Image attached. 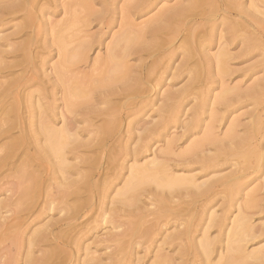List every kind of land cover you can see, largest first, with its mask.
<instances>
[{
	"label": "rangeland",
	"instance_id": "obj_1",
	"mask_svg": "<svg viewBox=\"0 0 264 264\" xmlns=\"http://www.w3.org/2000/svg\"><path fill=\"white\" fill-rule=\"evenodd\" d=\"M174 1L176 0H164L157 5H153L148 12L140 16H135L133 23L139 24L144 20L152 19L163 5L167 7L173 4ZM198 1L201 3L200 6L196 7L198 9L206 8V11H209L213 8L210 0ZM121 3V0H101L100 2L94 0L92 9H100L103 7L113 8L114 6L121 5ZM236 7L251 9V2L250 0H242V5L237 4ZM196 8L194 9L196 10ZM214 10L211 13L212 21L210 26H201L197 29L199 30V40H195L196 44L191 42L188 35H185L187 33L186 31L175 34L177 36H174V34L173 36L171 34L167 35L163 32L161 36L153 40H149V37L144 38L133 31L135 39L131 45L137 46L141 44L144 52L141 53L142 57L140 59L135 55L126 57L125 60L130 66L127 73L131 77L139 78L142 74L140 72V65L146 63V65L150 66L146 70H150L149 73H152L150 77H153L149 85L154 84L152 85V89L147 91L146 94H149V100H155V103L147 100L146 105L144 103L142 104V118L145 124L140 121L139 126H141V129L134 130L138 136L142 132L145 133V130L142 128L147 127L153 129V133L155 134H151L150 137L152 138H149L147 143H145L146 141L137 140L136 137L134 139L123 138L119 142L113 143L112 146L111 142H108L107 146L105 148L101 147L100 150V147L97 148L98 146H95V144L108 140L106 139L107 137L105 139L103 138L104 135H108L106 134L107 129L104 128V125L108 123L105 120L111 118L108 116L109 118L106 117L108 119L104 120L102 116L97 120H93L96 121V124L100 125L102 123V129L100 128L99 132L89 133L88 136L85 134L78 135L76 140H80L86 144L81 146L82 148L79 147L77 151L71 152L69 149L73 146V142L66 140V142H71L68 147L61 148V152H64V154H60L59 157L57 154H54L55 152L52 153L50 149L44 146V140L41 136H38L37 141L27 136V139L30 140L28 142V156H26V152L22 153L19 158L12 162L15 167L11 163L9 164L10 167L8 164L2 166L5 168L0 169L2 171L0 172V200L1 198L11 197L8 195H11L12 191L14 192L15 187L16 191L18 186L22 190L24 189L23 192L20 191L21 189L18 190L20 193H24V191L26 193L27 190L30 191H27L26 194L24 193L25 196L23 197H27L26 199L23 198L24 200L20 199L21 203H18L19 201L16 197L18 204L15 203L16 198H13L16 194H13L14 196L11 199H14L13 204L15 203V205L10 207L17 206V209L15 207L12 211L9 207L1 210V212L3 211L8 214L10 212L8 209H11L14 212V214L11 212V216L5 215V213L2 214L8 217L19 216V220L21 221L19 229L13 233V235L15 234L14 240L17 241L18 245L20 244L19 249L17 245V249L19 253L21 252L20 255L22 256L20 257L17 252L19 257L18 259L16 258V264H24L23 258L26 255L25 252L28 250L26 243L28 237L30 239L31 236L33 237L32 234L40 232L41 230L39 229L45 231L51 229L50 231L47 230L44 234L42 232L39 233L41 237H49L46 239L42 238L45 240L43 244L42 239H40L34 243L33 247L31 245L32 248L30 247L31 250L33 249L34 258L38 259L39 264H58L59 261H61V264L63 262H65L64 264H82L83 262H86L85 264H111L112 261L107 258L106 253L115 248V242L113 241V243L110 240V234L114 232H129L131 230L130 227H134L135 225H140L138 233L140 234L141 232V234L135 239H138L137 243L136 241L129 243L127 247L128 251L121 264H149L154 260V255L157 253V250H160L159 252L161 253L172 255L174 257V264H182L179 254L180 249H183L182 251L185 254H190L189 259L184 264H207L208 262L213 264L217 261L219 254L222 253L221 247H223V255L227 251L226 234L231 226L230 221L239 212L249 217L248 222L252 235H254L251 240L243 243L245 244L244 251L249 253L250 251L252 252L264 247V32L259 34L258 39L256 37L242 42L244 37H248L251 34L250 32L253 28L249 26L244 29L245 31L241 30V27L234 25L222 9H219L215 5ZM117 12L118 10L116 13L112 12L113 23L109 27L101 26V24L95 21L90 23L88 26L89 33L95 34L98 32L102 43L91 48L87 52L86 59L83 62L69 67L75 70V75H84L85 80H91L94 77L90 76V73L93 68L92 63L94 57H96V53L104 56L106 46L110 42L112 34L118 31L119 19ZM58 17L53 18L57 19ZM223 17L225 18V22L221 21ZM231 23L235 26L236 31L238 29V36L234 41L227 40L231 36V31L228 28V25H231ZM169 36L170 38H168ZM185 37L188 41H186ZM143 40H146L147 43L142 44L141 41ZM149 42L150 44L148 45ZM163 43L165 44L163 45ZM159 45L161 46L160 49L157 47ZM225 45L227 54H221L222 58L225 59V70L224 72H219L215 56L218 51L220 53L225 51ZM171 46L174 47L171 48ZM194 47H197L198 54L194 55L193 58L191 57L187 64L184 63L185 65L180 66L181 74L178 77L172 76L174 72L173 67L177 66L183 60L186 62L185 54ZM57 60L58 57L56 55L54 56V52H51L50 56H48L47 63L42 67L44 69L48 68L49 70ZM118 70L123 71L125 69L122 67L118 68ZM186 71H189L190 74ZM155 72L157 74L161 72L162 77H159L160 75L153 76ZM51 77L46 76L45 80H53L56 76L52 75ZM45 85L47 89L45 91H49L46 93L48 95L50 94L49 100L52 97H60V91H57L59 87L50 86L49 83ZM182 87L187 89L185 92L186 96L184 94L183 99L174 104V115L168 116L169 114L166 110L171 109L170 106L173 104L172 100L167 98V94L169 92L176 93ZM190 89L191 91H188ZM187 92L190 93L187 94ZM118 96H115L112 101L110 100V103H112L110 105L119 106L124 103L122 101L125 100L124 95ZM121 98L122 100H120ZM56 103H60V101ZM160 106L161 110L158 108ZM100 107H105V105H100ZM22 109H24V106ZM26 114H23V116H26ZM132 117L134 116L128 119H132ZM58 121L59 119L56 121V126H59L61 123ZM124 124L122 122L120 125L121 131H124L126 128ZM153 125H155L154 128ZM26 129L29 131L28 126ZM6 134L0 135V143L13 144L19 139L20 131L18 128H14ZM206 134V138L210 136L209 139L204 140V143L202 142L199 147L194 145V150H188L191 149L189 147H192L195 142L201 140V138L203 139V135ZM254 134H257L258 139L253 137ZM139 144L145 145L142 151L135 153L134 151L137 150H131L138 147L137 145ZM92 147L93 149L89 150ZM79 149L83 150L80 151ZM3 153L4 150L0 152V158ZM110 157L113 160L110 161L112 165L108 162ZM82 159L86 164L84 161L82 162ZM24 160H27L25 162H27L26 166H28V169L26 166L24 167L26 168L25 171L27 173H35L37 177L30 174L34 178L32 179V176H30L31 178L26 180L25 178L29 176L26 174V177H23L24 171L22 177L19 179L17 176L20 175L21 171L19 170L20 172L15 173L18 179L14 180L12 178L14 175L11 173H14L15 170L12 172L11 170L15 168L19 169V165ZM151 160L162 162L165 168V174H136L130 170V166L134 165L138 167ZM61 161L66 165H60L62 164ZM149 165L152 166L151 164ZM107 166L108 168H106ZM57 167H61L62 170ZM6 173L11 174V179L7 177ZM38 176L40 178H46V183L51 184L53 192L56 191L55 184L63 176H69L67 181H72L74 184L77 183L76 185L72 183L69 188V190L76 189L73 191L75 192L74 195L72 191H69L70 194L72 193L71 195L69 194L70 197L67 195L69 199L63 198L62 201L57 199L54 202L55 204L53 203V206L52 204L50 205L52 208L59 207L61 211L58 210L59 208H51L50 210L48 204L41 205V208L40 204L43 202H40L36 188L39 185H37ZM166 176L180 177L187 181L166 183ZM136 177L142 179L138 180ZM84 178L85 180H83ZM235 178L237 180L234 184V192L229 194L227 191L228 182ZM10 180L20 182V184L18 183L17 185L15 183L16 186L13 187L14 183L11 185L8 182ZM136 180L138 183L135 185L134 181ZM212 180H216L218 183L215 191L211 194L201 192ZM233 182H230V184ZM29 185H33V189ZM25 186L29 188L26 190ZM10 187H12V191L9 190ZM18 191L16 193H19ZM77 191L79 193H76ZM16 196L20 197L22 195L19 196L17 194ZM34 198L37 203H34L33 206V203L30 201L33 200L34 202ZM249 201L252 204L250 208L247 207ZM87 205L89 206L87 207ZM25 206L26 208L30 206V208L28 207L26 209ZM23 207L25 210L22 209ZM75 207L76 211H79L78 208L82 207V211H79L82 217L74 222L76 225L75 227L72 226V228L66 226V219L74 214H78L75 211ZM19 208L20 211L18 213ZM28 209L29 211L25 212ZM37 209H42V212ZM72 209L74 210V214L72 213ZM15 211L18 214H15ZM121 215H125V217H121ZM176 215L178 216L177 218H175ZM128 216L131 217L128 218ZM34 217H37V219ZM60 218H63V221ZM209 218L213 220V224L207 225L210 220ZM123 219H127L128 222H125L126 220L123 221ZM112 220H121V226L115 229L111 228ZM138 220L142 223L138 222ZM215 221L218 222L215 223ZM25 224L26 226H24ZM188 227L190 231L181 241L182 246L180 249L178 245L180 240H174V244L167 242L171 239L170 235L184 231ZM144 230L145 232L147 230V233L143 235L142 232ZM29 234L30 236L27 237ZM46 234L49 235L46 236ZM8 235L3 239L0 245L1 247L9 243L11 238L13 239L12 235ZM23 238H25V244L21 242ZM204 239L210 241V248H213L211 251H214L207 258L202 257V242ZM21 244L23 246L25 245L26 249H23ZM107 244L110 247H106ZM10 248L11 253L14 254L13 256L16 257V253H14L15 249L12 246ZM186 249H190L187 250L189 252H185ZM40 251L43 252L40 253ZM45 251L50 254L54 253V257H56L54 258L53 255L49 256V253H46V255L43 254ZM193 251L196 253L195 257L194 254H191ZM39 255L41 257H38ZM45 256H48V258ZM49 257H53L52 259L54 260L51 261ZM64 258H66L65 261ZM248 262L249 264H254L257 261L248 257Z\"/></svg>",
	"mask_w": 264,
	"mask_h": 264
},
{
	"label": "bare ground",
	"instance_id": "obj_2",
	"mask_svg": "<svg viewBox=\"0 0 264 264\" xmlns=\"http://www.w3.org/2000/svg\"><path fill=\"white\" fill-rule=\"evenodd\" d=\"M100 1L101 0H98V2ZM121 1H122L121 5L116 6V7L114 6L113 8L103 7L100 9H92V4L94 0H66V1L65 0L64 1H59V0H0V135L6 134L8 131L14 128H18L20 131V135L18 136L19 139H17L13 144L11 142H10L11 144L9 143L1 144L0 143V145H2L0 146V152L1 151L3 152L4 150L3 155L5 154V156L2 155L1 157L3 159L0 158V169L2 168L4 169L5 167H2V166H5L6 164H8V166L10 163L12 164V162L15 159L19 158L22 153L26 152L27 154L26 156H28V153H27L28 142L30 140L27 139V136H30L32 139L34 138L33 139L34 141H37L38 136H41L44 140V146L47 149H50L52 153L55 152L54 154L55 155L57 154L59 157H60V154L61 155L64 154V152H61V148L63 149L65 146L68 147L71 141L73 142V146L70 147L69 150L71 152H74L75 150L77 151L79 147L82 148L81 146L86 144L80 140L79 141L76 140L78 138V135L85 134L86 136H88L89 133L91 134L95 131L99 132V129L101 128L102 123H100L99 125V124H96V121H93V120H97L102 116L104 120L108 119L109 117L111 118L109 120H105V122H108V123H105L106 125L103 124L104 128L107 129L106 134L108 135L107 136L104 135V137L103 136L102 137L104 139L105 137H107L106 139L108 140L105 142H100V143H97L95 141L97 144L94 143L95 146H98L97 148L100 147V150H101V147L105 148L108 142H111V146H112L113 143L117 141L119 142L123 138L134 139L136 137L137 140H141L144 142L146 141L145 143H147V140L149 138H152L150 137L151 134H155V133H153L154 130L151 128H147V127L142 128L143 130H145V133L142 132L141 134H138V136L134 132V130L136 129H141V126H139L140 121H142L143 124H145V122L143 121L144 119L142 118L143 117L142 104L144 103V105H146L147 100L149 102L153 101V103H155V100H152V99L149 100V94H146L147 91L152 89V85H154V84L149 85V83L153 80V77H150L152 74V73H149L150 70L149 71L146 70L150 67L149 65H146V63H142L140 65V72L142 74L140 73L141 76L140 77L138 76L139 78L131 77L127 73V70H129L130 66L125 60L126 57H128L129 55H135L136 57H138V59H140L142 57L141 53L144 52V48L141 44H138L137 46L131 45L135 39V37L133 36V31L138 33V35L143 36L144 38L149 37V40L150 39L153 40L154 38L157 39L159 36H161L163 32L166 33L167 35L171 34V36H173L174 34V36H177L175 34L186 31L187 33L185 35L186 36L188 35L189 39H191V42L196 44L195 40H199V35H198L199 30L197 29L200 28L201 26H206V27L210 26V23L212 21L211 13L215 11L214 7L216 5L219 9H222L224 12H226V14L229 16V19L233 22V24L236 26H240L241 30H244L246 29V27H249V26L253 28V30L250 32L251 34L248 37H244L242 39V42H246L249 39L251 40L256 37L258 39L259 34H261V32L262 33L264 32V0H250L251 9L249 8L245 9L244 7L237 8L236 7L237 4L242 5V0H210L212 2L213 8L210 9L209 11H206V8H200V9L196 8L200 6L201 4L198 0H176L173 2V4L167 7L163 5L165 7L162 6L158 10V12L155 14V16L152 17V19H147L146 21L144 20L143 22L139 24L133 23V19L135 16H140L148 12L153 7V5H157L159 2L164 1V0H121ZM194 8H196V10ZM117 10H118L117 15L119 19L118 31L112 34L111 40L106 46L105 55L100 56L99 55L100 53L98 54L96 53L95 55L96 57H94V60L92 63L93 68L91 69V73H90V76H94V77L91 80H88V79L85 80L84 75L83 76L75 75V70H72L69 67L71 65H76L79 62H83L86 59L87 52L94 46H98L102 43L99 33L98 32L95 34L89 33L88 26L90 25V23L95 21L98 24H101V26L109 27V25L113 23L112 22V19H113L112 12L116 13ZM56 16H59V17L57 19H54L53 17H56ZM115 21H116V18H115ZM221 21L225 22V18L223 17ZM115 23L117 24V22ZM233 24L231 23V25L230 24L228 25V28L231 31L230 38H227L228 41H234L236 40V37L238 36L237 35L238 29L236 31L235 26ZM168 38H170V36ZM169 40H168V43H169ZM186 41H188L187 38H186ZM141 43L145 44L147 42L146 40H143L141 41ZM149 44L150 42L148 43V45ZM164 44L165 43H163V45ZM160 45L157 46L159 47V49L161 47ZM173 47L171 46V48ZM224 49L225 51L223 53H220L218 51V53L215 56L216 58L215 61H216V65L219 67L218 68L219 72H224L225 70V59L222 58V55L227 54L226 45ZM51 52H54V56L56 55L58 57V60L53 66L50 67L49 70L48 68L44 69L42 66L47 63L48 56H50ZM196 54H198L197 47L191 48V51L185 54L186 62L185 60H183L182 61L183 63L181 62L177 66L173 67L174 72L172 73V76L178 77L181 74L180 66L185 65L184 63L187 64L188 60L191 59V57L193 58L194 55ZM122 67L125 70L119 71L118 68H122ZM189 71H186V72H189ZM93 72H96V73H93ZM52 75L56 76L53 80H45L46 76H49L50 78H52L51 77ZM156 75H160L159 77H162L161 72L159 74L155 72L153 76H156ZM131 81H133V83H131ZM155 82H158V81H155ZM48 83L50 86L59 87L57 91L58 92L60 91V97L58 98L52 97V99L49 100L50 94L48 95L46 93L49 91H45L46 89L45 84H48ZM184 87L179 89L176 93L169 92L167 94V98L172 100V104H173L171 105L172 107L168 105L171 108V109L167 108L168 110H166L169 114V115L167 114L168 116L174 115V107H175L174 104L181 101V99H183L184 94L187 90ZM191 89L188 91H191ZM188 93L190 92H187V94ZM118 95H124L125 100H122V98L120 99L124 103L119 106L110 105L112 104L110 103V100L112 101V99ZM57 101H60V103H56ZM100 105L101 106L105 105V107H100ZM23 106H24V109H22ZM158 108H160L161 110V106ZM25 113H27L28 115L26 114V116L24 115L25 116L24 117L23 114ZM131 116H134V117H132V119L131 118L128 119ZM58 119H59L58 122H61V123L59 126H56L57 124L56 121ZM26 121L28 122L26 123ZM122 122L125 123L124 125L126 126L124 131L120 130V125L122 124ZM81 124L82 126H80ZM27 126L29 127V131L27 130L28 128L26 129ZM154 126L155 125H153V128ZM203 136H204L203 139L201 138V140H198L197 142L194 141L195 143L193 142L194 144L192 143L193 144L192 147L191 146L189 147L191 149H188V150H191V151L194 150L195 149V148L193 149V147H195L194 145H197L199 147L200 144H202V142L204 143V140L209 139L210 137L209 136L208 138H206L207 134ZM253 137L255 139H258L257 134H254ZM66 140H71V141L66 142ZM5 145L7 146L5 147ZM137 146L138 147L131 149L132 151L137 150V151H134L135 153L142 151L145 145L139 144ZM83 149H79V150L81 151ZM91 149H93V147L90 148L89 150ZM112 158L115 159L113 156ZM112 158L110 157V160L108 159L109 160L108 162L113 161ZM25 161L27 160H24L22 164L19 162V164H21L19 165L20 166L19 169L15 168L11 170V172L15 170L14 173L10 172L12 175H14L12 176L14 180L18 178L20 179V177H22L26 169L24 167L27 165V162ZM83 161L84 160L82 159V162ZM61 163L62 164L60 165L62 166L66 165L62 161ZM149 164H151L152 166H150ZM26 167L28 169V166ZM61 167H57V168L62 170ZM106 168H108V166ZM130 170L134 171L136 174H156V173L165 174V168H164L163 163L160 161H155V160H151L148 163L146 162V164L140 165L138 167H135L134 165L130 166ZM16 172H20V175L16 174L18 178L15 175ZM10 173L9 174L6 173V174H7V177L11 179ZM51 173L53 174V172ZM26 174L29 177H26ZM30 174H32L33 176H36L35 173H27L25 171L23 177H26L25 179L29 180L31 178L30 176H32ZM33 176H32V179L34 178ZM52 176L54 177V175ZM65 176H66V173H65ZM65 176H63L62 179L58 181L57 183L55 182L56 191L54 192L52 190L51 184L46 183L47 182L46 178L43 177L44 178L43 179V178H40V176H38L39 179L37 181L39 183L37 181L36 182H37V185L38 184L39 185L36 186V188L38 190V198L40 199V202H43L42 204H40V206L41 205L43 206V204H48L49 206L52 204L53 206V203L55 202V200L59 199L62 201L63 198L69 199L72 193L74 195L75 192L73 191H75L76 189L69 190V188L71 187L70 185L73 182L67 181V179H69V176L68 177H65ZM50 178L52 179L51 176ZM141 179L142 178L138 180H141ZM83 180H85V178ZM236 180H237L236 178L231 179L230 182L234 181L231 184L230 182H228L227 191L229 192V194H232V192H234V188H235L234 184ZM10 181L8 182L11 183V185L12 183H14L13 187L16 186L15 183H17V185L18 183L20 184V182H14L13 180H10ZM53 181H56V180H53ZM182 181H187V180L182 179L180 177L166 176V183H178ZM134 182H135V185L136 183H138L137 180ZM76 184L77 183L75 184L73 183V185H76ZM217 185H218L217 181L212 180L201 190V192L211 194L213 191H215V187H217ZM30 186L31 185H29V187ZM29 187H26V190ZM18 188L16 191L21 189V187L19 189ZM31 188L33 189V185L31 186ZM15 189L13 192L12 187H10L9 190L12 191V192L10 191L12 194L8 196H11V197H8V198L6 197L7 199L1 198L0 200V245L3 239L8 235V233L10 236L12 235L13 237V239L11 238L10 242L6 243L5 246L3 247L0 246V264H13L16 261V258L18 259L19 257L18 254L20 255L21 253V252L20 253L18 252L20 244L19 245L17 244V241L14 240L15 234L13 235L14 231L19 229L20 227V224H21V221L19 220L20 218L19 216H12V217H8V216H11L12 214H14V212L12 211L15 209V207L17 209V206L10 207L12 205L14 206L15 203H17V198L19 201L18 203H21V200L26 199L27 196L23 197L25 196L24 195L25 191L24 193H22L24 189L20 190L22 191L21 192L22 194L19 191H18L19 193H16ZM69 191H72V193L70 194ZM76 193H79V192L77 191ZM13 194L14 195L19 194V196L22 195L20 196L21 198L16 195L15 197H13L14 199L17 197L16 202L14 204H13L14 199L13 200L11 199L12 196H14ZM67 195H69V197ZM34 200H35L34 202L33 200L30 201L33 204L29 202L33 206H34V203H37L35 198ZM251 205H252L251 201H249V203L247 204V207L250 208ZM30 206L28 207L30 208ZM88 206L89 205H87V207ZM9 207L12 209V211L11 209H8L10 212L6 210L8 214H6L3 211L1 212V210H4V208L6 209ZM82 207L78 208L79 211L82 209ZM25 208L23 207L22 209L25 210ZM48 208H50L51 210L52 207L50 206ZM58 208L53 207L52 209H58ZM37 210L42 212L41 211L42 209L41 210L37 209ZM58 210H60V208ZM16 211H15V214H18L20 211V208L18 209V213H16ZM27 211H29V209L26 210L25 212ZM75 211H76V207H75ZM79 211H76V213L79 214ZM2 213L3 214L5 213V215H8V216L3 215ZM70 213H71V210H70ZM72 213L74 214V210ZM78 214H74L72 216L68 215L70 217L66 219L67 220L66 226L75 227L76 224H74V222L82 217L81 214L79 215ZM103 214L105 215V213ZM122 216L125 217V215H121V217ZM103 217L102 219H104ZM129 217L131 216H128V218ZM177 217L178 216L176 215L175 218ZM34 218L37 219V217H34ZM124 220H126L125 222H128L127 219H123V221ZM248 220H249L248 216L242 215L239 212L238 215L230 221L231 226L226 234V242L228 245L226 247L227 251H225L223 255V247H221L222 253L219 254L217 261L214 262L213 264H249L248 257L253 258L255 259V261H257L254 264H264V247L254 250L252 252L250 251L249 253L244 251L245 244L243 243L248 242L254 237V235H252ZM32 221H35V220H32ZM130 221L129 223L131 224ZM134 222L136 223V221ZM138 222L142 223L139 220ZM217 222L218 221H215V223ZM111 223H112L111 228L115 229V228H119L122 222L121 220H112ZM210 224H213L212 219L209 220L207 225H210ZM24 226H26V224ZM130 228L131 230L129 229L130 230L129 232H120V233L110 232L111 237L109 238H111L110 240L112 242L113 241L115 242V248L111 249L110 252L108 251V253H106L107 258L112 261L111 264H121L122 260H124L126 253L128 251L127 247L129 246V243L133 241H136L137 243L138 239L137 240L135 239L138 238L141 234V232L140 234L138 233L140 230L139 229L140 225L138 226L135 225L134 227H130ZM39 230H41L40 232L44 234L46 233L47 230L50 231L51 229L50 230L47 229L46 231L43 229H39ZM189 231L190 229L188 227L187 229H184V231L177 232V234H173V235L169 234L171 239L167 242L170 244H174L173 243L174 240H180L178 243L179 249H180V247L182 246L181 241L185 238V236H187ZM40 232H35L34 234H32L33 237L31 236L32 238L30 237V239L28 237L30 236V234L27 235L28 240L26 243H27L28 250L25 252L26 255L24 254L25 255V257L23 258L24 264H39L38 259L34 258V255H33L34 252L32 251L33 249L31 250V248L33 247L34 243H36V241H39L40 239L44 238L40 236L39 234ZM144 233H147V230L146 232L145 230L144 232H142L143 235ZM20 234L22 233L20 232ZM48 235L46 234V236ZM24 237L26 236L24 235ZM46 238H49V237H46ZM24 239L25 238L22 239L23 240L21 241L22 243H24ZM44 239H42L43 242L41 241L42 244L45 241ZM17 245H18V249H17ZM11 246L15 249L14 253H16V257L13 256L14 255L13 253H11V248H10ZM21 246L23 245L21 244ZM25 247L26 246L24 245L23 249H26ZM106 247H110V246L107 244ZM202 247H203V255H202L203 258H207L208 256L211 255V253L214 252V251H211L213 248H210V241L207 239L203 240ZM182 250L183 249H180L179 254L182 260V264H184L185 261L189 259L190 254L189 255L185 254ZM187 250H190V249H186L185 252H189ZM159 251L157 250V253L154 255L155 256L154 260H152L149 264H174L175 263L173 262L174 257L172 255H169L167 253H161ZM42 252L43 251H40V253ZM46 253H49V252L45 251L43 254L46 255ZM191 254L192 255L194 254V257L196 255L194 251L191 252ZM51 255H53L54 257V253H51L49 256ZM20 257L22 256L20 255ZM38 257H41V256L39 255ZM45 257L48 258V256H45ZM52 258L49 257L51 261L54 260ZM65 259L66 258H64V261ZM64 263L65 262H63V264ZM85 263L83 262L82 264H85ZM58 264H61V261H59ZM207 264H211V263L208 262Z\"/></svg>",
	"mask_w": 264,
	"mask_h": 264
}]
</instances>
